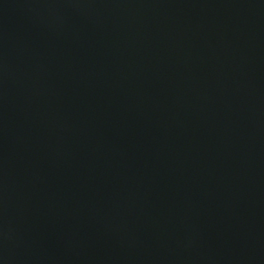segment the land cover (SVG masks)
<instances>
[{"label":"water","instance_id":"water-1","mask_svg":"<svg viewBox=\"0 0 264 264\" xmlns=\"http://www.w3.org/2000/svg\"><path fill=\"white\" fill-rule=\"evenodd\" d=\"M0 264H264V0H0Z\"/></svg>","mask_w":264,"mask_h":264}]
</instances>
